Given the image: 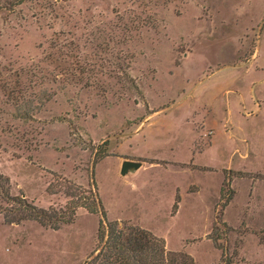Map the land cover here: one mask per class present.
Returning <instances> with one entry per match:
<instances>
[{
	"label": "rangeland",
	"instance_id": "rangeland-1",
	"mask_svg": "<svg viewBox=\"0 0 264 264\" xmlns=\"http://www.w3.org/2000/svg\"><path fill=\"white\" fill-rule=\"evenodd\" d=\"M0 175V264H125L84 208L5 220L93 185L168 252L264 264V0H0Z\"/></svg>",
	"mask_w": 264,
	"mask_h": 264
},
{
	"label": "trees",
	"instance_id": "trees-1",
	"mask_svg": "<svg viewBox=\"0 0 264 264\" xmlns=\"http://www.w3.org/2000/svg\"><path fill=\"white\" fill-rule=\"evenodd\" d=\"M2 181L6 184L8 183V181L0 175V182ZM3 193L5 192H3L0 185V197ZM87 194L89 195L87 198L89 204L82 203L81 205H75L70 208L69 211L59 210L56 212L41 210L36 213L29 212V205L24 199L17 200L15 197H8V200L13 204H17L13 209L15 212L17 211V214L14 215L15 217L11 218V220L6 219L5 216V220L7 222L9 221L11 224L19 223L24 220H32L43 227L56 231L60 228V225L72 223L76 215V209L80 207L84 208L89 214H100V219L98 220V239L100 242H103L106 238L108 240L107 243L113 240V246L111 247L115 250V253L120 250L121 253L115 255L121 258L125 264H194L193 260L187 254L166 251L163 240L156 238L148 231L138 227H129L124 224L119 226L115 221L107 222L94 185L92 190L87 191ZM230 199L231 196H227L225 199L221 198L222 207L226 206ZM178 203L179 197L176 196L172 207L173 210L177 209ZM30 208L35 210L34 207L30 206ZM214 229H216V227ZM236 254V251H234L232 256L229 258L226 257L223 260V264H232V260L236 258ZM130 260L132 263H129Z\"/></svg>",
	"mask_w": 264,
	"mask_h": 264
},
{
	"label": "water",
	"instance_id": "water-1",
	"mask_svg": "<svg viewBox=\"0 0 264 264\" xmlns=\"http://www.w3.org/2000/svg\"><path fill=\"white\" fill-rule=\"evenodd\" d=\"M140 166H141L140 163L124 161L121 165L120 174L125 175L130 170V168L138 169Z\"/></svg>",
	"mask_w": 264,
	"mask_h": 264
},
{
	"label": "crops",
	"instance_id": "crops-1",
	"mask_svg": "<svg viewBox=\"0 0 264 264\" xmlns=\"http://www.w3.org/2000/svg\"><path fill=\"white\" fill-rule=\"evenodd\" d=\"M122 163H123V162H122ZM122 163H121V165H122ZM139 168H142V166H140ZM128 172H130V170H129ZM128 172H127V173H128Z\"/></svg>",
	"mask_w": 264,
	"mask_h": 264
}]
</instances>
